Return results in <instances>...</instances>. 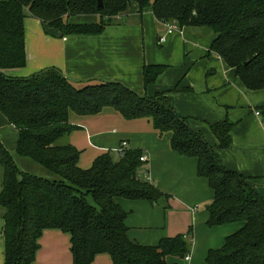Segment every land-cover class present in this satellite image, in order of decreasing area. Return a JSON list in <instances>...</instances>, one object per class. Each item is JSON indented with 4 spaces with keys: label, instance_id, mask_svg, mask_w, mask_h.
<instances>
[{
    "label": "trees",
    "instance_id": "16d2710c",
    "mask_svg": "<svg viewBox=\"0 0 264 264\" xmlns=\"http://www.w3.org/2000/svg\"><path fill=\"white\" fill-rule=\"evenodd\" d=\"M101 1L98 8L97 0H0V113L17 131L16 154L56 178L50 181L22 172L0 142L3 264H34L38 240L48 229L69 235L72 264H91L99 254H107L112 264H166L168 256L184 259L189 254L191 229L155 246L139 245L127 236L128 213L115 199L155 205L168 197L138 178L141 151L126 149L118 161L106 152L83 170L77 165L80 151L63 142L78 129L68 121L70 111L88 116L104 108L125 120L149 119L160 135L170 133L173 152L197 160V175L213 192L205 206L207 227L241 224L220 248L208 251L204 264H264V201L247 178L222 164L217 153L231 146L233 122L225 119L208 126L216 140L211 145L177 116L164 94L142 97L117 82L76 83L55 68L25 78L7 74L26 64V16L37 19L47 35L98 36L116 18L149 9L163 25L180 31L208 30L213 35L210 51L240 85L253 93L264 92V0ZM93 16L98 17L94 25L72 22ZM162 71L161 66L145 65L144 88ZM257 112L264 121V104Z\"/></svg>",
    "mask_w": 264,
    "mask_h": 264
},
{
    "label": "crops",
    "instance_id": "0c3cea01",
    "mask_svg": "<svg viewBox=\"0 0 264 264\" xmlns=\"http://www.w3.org/2000/svg\"><path fill=\"white\" fill-rule=\"evenodd\" d=\"M139 14L131 11L116 18L117 24L108 26L98 36L67 37H59L55 32L45 34L37 19L26 16L24 19L26 64L23 68L8 71L7 74L11 77L25 78L47 68H55L76 83L93 80L117 82L140 94L144 89L143 67L156 65L158 61L150 59L146 53L149 29ZM151 15L155 20L152 12ZM149 16L148 14L146 16L147 22H150ZM133 17L139 18L140 21L130 20ZM130 23L136 27H128L127 24ZM175 31H178L179 40L182 42L185 59L189 58L188 63H196L202 56L210 58L212 53L220 62V67L226 72L230 71L222 60L210 51L212 34L205 37L199 29ZM169 35L166 36L165 43ZM198 38L200 42L196 41ZM206 40L209 41L208 45H201ZM189 42L191 47H186ZM236 80L235 76L224 78V87H221L226 90L216 94L221 98L220 106L214 102L215 97L210 96L212 99L202 103L201 111L204 113L205 121L209 123L206 126L209 132L208 126L216 122L227 119L235 123L231 132V146L226 150L215 151L222 164L247 178V184L264 201V121L260 114L256 115V107L261 105V102L264 104V92L247 91ZM194 85L201 91L209 93L216 92L220 86L216 80L209 81V86L207 81L202 86ZM237 89L240 93L239 99H242L240 96L245 98L242 100L252 112V120L246 118L249 115L247 112L242 110L233 112L235 106L223 107V102L229 104L236 102L229 94L230 90ZM242 108L245 109V106ZM68 121L78 129L68 135L65 143L80 151L77 165L83 170L89 169L93 161L104 153L111 151L116 153V149L123 141L127 143V149L139 150L146 155L147 163L142 164L137 172L139 178L150 182L168 197L160 198L155 205L147 201L123 198L115 199V203L128 213L125 220L127 236L129 240L139 245L155 246L161 239L186 234L192 230L193 245L189 252V261L168 256L166 264H202L203 261L205 263L208 251L220 248L225 238L241 227L240 223L207 227L209 215L206 210L199 212V208L212 201L213 192L208 181L197 175V160L173 152L170 147V133L160 135L149 119L125 120L115 110L104 108L98 114L88 116H79L70 111ZM117 126L120 129L117 130L115 128ZM108 127L110 130L106 131ZM139 133H142L146 140L139 137ZM212 137V145H215L216 140L213 135ZM17 138V131L0 113V142L9 153L15 152ZM180 215H184L183 221L179 219ZM3 224L1 217L0 264L4 261V240L1 235ZM34 264H72L69 235L56 229L44 230L38 240ZM91 264H112V261L107 254H99Z\"/></svg>",
    "mask_w": 264,
    "mask_h": 264
},
{
    "label": "rangeland",
    "instance_id": "374dc122",
    "mask_svg": "<svg viewBox=\"0 0 264 264\" xmlns=\"http://www.w3.org/2000/svg\"><path fill=\"white\" fill-rule=\"evenodd\" d=\"M133 14V13H130ZM147 14L150 15V22H147ZM136 15V14H135ZM142 16V19H144V23L146 22V27L149 29L148 34V49L146 50V53L148 54V57L150 59H153L154 61H158L156 64L157 66L163 67L162 73L157 77L156 81L149 86L147 89H143L142 93H136L139 96L142 97H148L152 98L155 97L157 94H164L167 96L171 108L174 110V112L182 118L188 125V127L191 130H194L196 132H199L203 139L212 145V134L206 129V126L209 124L206 122V118L204 117V113L201 111L202 103L205 101H210L212 98L210 96L215 97L214 102H216L219 106L221 104V98L216 95L217 93H222L225 90H223V80L224 78L228 76H235L233 73L224 71L223 67H220V62L217 60V58L211 53L210 58H207L206 56L199 57L197 60L198 62L194 63H188L187 59H185L184 50L182 48V42H180L178 37V31H175L174 34L169 35L167 42L163 43V45L158 44V37L160 35L165 34L166 27L165 25L156 22L152 15L151 11L149 9L143 11L139 14ZM134 16V15H132ZM133 21L138 20L139 18L133 17L130 18V20ZM81 22L82 24L91 23L94 25L98 21L97 16H93L91 18L86 19H73L72 22ZM140 21V19H139ZM123 23V22H122ZM112 24H117L116 20H113ZM120 25H122L120 23ZM126 23L124 24V26ZM128 27H136L134 24L130 23L127 24ZM163 25V26H162ZM123 27V26H120ZM178 30V29H177ZM202 35L204 34L205 37H209L211 33L208 30H199ZM175 37H177V42H175ZM197 42H200V39L198 38L196 40ZM209 41H204L201 43V45H208ZM191 47V43L189 42V45H186V47ZM204 53V52H203ZM150 56H153L150 57ZM196 60V59H194ZM198 64V65H196ZM211 71H213L211 73ZM207 79V80H206ZM215 80L219 82L220 86L217 87L216 92L209 93L207 91H201L200 88H197L194 84L202 86L209 83V81ZM237 81V80H236ZM89 85H96L95 81H89ZM77 87L83 88L79 84ZM211 85V84H210ZM209 86V85H208ZM223 86V87H221ZM237 90H230L231 93L229 94L230 97H234L236 102L234 104L224 103L223 107L235 106L233 112L238 111H244L247 112L249 115L246 116V118H249V120H252V112L248 108L247 104H244L242 99V96H240L242 99H239L240 93ZM243 92L244 89L242 88ZM217 98V99H216ZM219 98V99H218ZM226 98V97H225ZM247 99V97H246ZM253 103H251L252 105ZM262 106V102L260 103ZM245 106V109L242 107ZM256 107V105H253ZM258 108V106L256 107ZM257 110V109H256ZM234 123V122H233ZM235 127V123H234ZM117 130L120 129L119 126L115 127ZM110 130V127L106 129V131ZM108 137L111 135L105 134ZM139 137L142 139L146 138L142 133L138 134ZM165 135V134H164ZM68 137V136H67ZM67 137L63 139V142H66ZM107 137V138H108ZM109 148V147H108ZM111 148V147H110ZM110 151V149H108ZM110 156L113 160L118 161L121 156L118 153H115L113 151L109 152ZM10 155L12 156L15 164L17 167L24 173H27L32 176H36L38 178L47 179V180H54L56 179L53 175H51L49 172H47L45 169H43L41 166L36 164L35 162L20 157L15 152H11ZM138 178L140 177L137 175ZM140 179V178H139ZM141 180V179H140ZM205 207L201 205L199 208V212L204 211ZM2 208L0 207V219L2 217ZM179 219L181 221L184 220V215H180ZM204 264V261L203 263Z\"/></svg>",
    "mask_w": 264,
    "mask_h": 264
},
{
    "label": "built area",
    "instance_id": "2783aa9c",
    "mask_svg": "<svg viewBox=\"0 0 264 264\" xmlns=\"http://www.w3.org/2000/svg\"><path fill=\"white\" fill-rule=\"evenodd\" d=\"M166 27V32L164 35L160 36L158 38V43L161 45L163 43H165L166 41V36L171 34L173 31L177 30V28L175 26H172V25H165ZM181 32V31H180ZM256 115H259V113L257 112ZM127 149V143L125 141L121 142L120 146L116 149V153H118L121 157L124 155V151ZM139 161L142 163V164H146L147 163V157L146 155L142 154L139 158ZM184 260L185 261H189V254L186 255L184 257Z\"/></svg>",
    "mask_w": 264,
    "mask_h": 264
},
{
    "label": "water",
    "instance_id": "95a60500",
    "mask_svg": "<svg viewBox=\"0 0 264 264\" xmlns=\"http://www.w3.org/2000/svg\"><path fill=\"white\" fill-rule=\"evenodd\" d=\"M97 6H98V8H101L102 7V1L101 0H97Z\"/></svg>",
    "mask_w": 264,
    "mask_h": 264
}]
</instances>
